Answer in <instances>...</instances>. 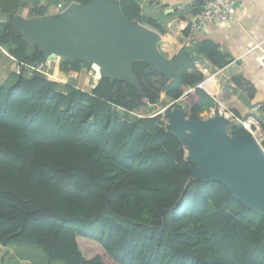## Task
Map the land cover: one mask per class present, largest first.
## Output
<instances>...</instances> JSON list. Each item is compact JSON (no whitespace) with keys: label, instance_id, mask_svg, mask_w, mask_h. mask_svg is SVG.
<instances>
[{"label":"trees","instance_id":"1","mask_svg":"<svg viewBox=\"0 0 264 264\" xmlns=\"http://www.w3.org/2000/svg\"><path fill=\"white\" fill-rule=\"evenodd\" d=\"M113 1L127 19L168 32L136 0ZM21 2L0 0V15L15 13ZM32 44L12 25L0 31V46L20 62L44 60ZM199 53L228 64L213 42H203ZM174 62L168 81L150 64L134 63L145 95L119 79L98 78L83 90L40 72L16 74L9 87L0 83V264L23 263L6 255L23 243L67 264H264V216L221 182L191 179L196 165L166 129L165 114L128 120L119 113L139 112L163 96L179 100L195 88L183 106L207 117L213 99L197 87L204 74L196 56L184 46ZM60 67L76 76L94 73L82 61ZM229 110L237 118L228 121L230 132L250 134L242 123L249 116ZM77 221L91 222L89 234L67 224Z\"/></svg>","mask_w":264,"mask_h":264},{"label":"water","instance_id":"2","mask_svg":"<svg viewBox=\"0 0 264 264\" xmlns=\"http://www.w3.org/2000/svg\"><path fill=\"white\" fill-rule=\"evenodd\" d=\"M161 5L159 9H162ZM194 12V7L168 8L158 24H167ZM150 16V12H148ZM12 25L33 41L44 58L89 64L100 79L126 81L145 95L134 72V63L146 62L166 81L176 73L174 59L159 48L161 33L122 15L113 0L85 3L67 1L57 17L26 18L11 13L0 20V31ZM166 129L188 150L196 165L191 179L219 181L247 208L264 216V148L252 134H232L225 117L218 113L197 119L176 105L166 107Z\"/></svg>","mask_w":264,"mask_h":264},{"label":"crops","instance_id":"3","mask_svg":"<svg viewBox=\"0 0 264 264\" xmlns=\"http://www.w3.org/2000/svg\"><path fill=\"white\" fill-rule=\"evenodd\" d=\"M136 1L144 14L150 12V16L159 19L164 17V10L168 8L192 6L195 12L199 0ZM59 4L63 3L58 2V8ZM161 5L163 8L159 9ZM40 7L45 8V14L41 15L40 12L34 14L33 11ZM59 10L60 12L51 10L47 0H22L20 8L14 14L26 18H51L57 17L64 9ZM158 13L159 18H156ZM193 13L162 24L168 32L161 34L160 50L174 59L184 46L188 47L197 58L196 69L204 74L203 81L197 87L202 88L213 99L210 112L213 110L216 114L223 107L233 108L241 115L249 116L246 122L252 121L250 125L253 130L264 137V0H245L235 19L223 24L209 23L199 30L196 36L188 24ZM7 18L8 15L0 16V20ZM186 29L190 31L188 35L183 33ZM203 42L216 44L218 50L228 60V64L219 67L205 55L200 54L199 47ZM4 49L9 52L6 47ZM0 54L8 57L2 51ZM77 80L74 79L72 82L76 83ZM194 89L179 100H172L168 107L176 106L174 103L184 102Z\"/></svg>","mask_w":264,"mask_h":264},{"label":"built area","instance_id":"4","mask_svg":"<svg viewBox=\"0 0 264 264\" xmlns=\"http://www.w3.org/2000/svg\"><path fill=\"white\" fill-rule=\"evenodd\" d=\"M148 1H153V0H148ZM244 1L245 0H199L198 1L199 8L197 9L196 12L193 13L192 18L189 20L188 23L191 32L193 33L194 36H196L198 31L201 30L203 27L207 26L209 23L223 24L235 19L237 11L240 9ZM66 7L67 4H59V8L61 9L65 10ZM0 50L4 52L8 57H10L13 61H15L16 64L15 72L17 73V75H21L25 71L30 75L33 74L34 72H40L49 79L58 81L63 84L70 83L73 84V86H75L76 88L77 85L69 82L68 80L71 78L81 79L83 75L82 73L80 76H76L74 74H69L64 72L60 67L62 59L59 57L50 56L44 58V60L40 61L39 63L27 64L17 60L9 52H7L4 49V47L0 46ZM92 76L94 78L92 87H94L96 85V80L99 78V76L95 71L94 73H92ZM144 102L148 103V99H145ZM219 113H221L227 121H232L237 119L234 113L227 108L223 107L222 109L219 110ZM242 123L245 126V128L250 132V134L254 135L259 141L258 139L259 133L253 130L251 125L248 126L246 121ZM261 140H264V138Z\"/></svg>","mask_w":264,"mask_h":264},{"label":"rangeland","instance_id":"5","mask_svg":"<svg viewBox=\"0 0 264 264\" xmlns=\"http://www.w3.org/2000/svg\"><path fill=\"white\" fill-rule=\"evenodd\" d=\"M50 6L51 10L54 11H58L60 12L59 8H58V0H47ZM2 16V15H0ZM148 27L155 29L149 25H147ZM157 30V29H155ZM158 31V30H157ZM28 38V37H27ZM29 39V38H28ZM34 43V42H32ZM35 45L32 44V47ZM159 48H162V46L159 43ZM16 64L14 61H12L9 57H4L0 54V83L4 84L5 86L9 87L11 86L14 81L16 80ZM93 76H92V72H83L82 78H78L77 82L74 83L75 85H77V88H81V89H85V90H90L91 87L93 86ZM74 79L71 78L68 81L73 83ZM67 81V80H66ZM170 104H172V99L163 96L162 99L160 100V102L157 103V105L152 106L151 104H147L143 107H141L139 110V112H125L123 110H119L120 115L128 120H134L137 117L140 116H153V115H157L160 113L164 114V110L166 107H168ZM178 106L182 107L185 109V107L183 106V102L181 101V103H177ZM219 111L216 112V114H218ZM215 113H213V110L207 115V117H205L204 119L207 118H211L213 116L216 115ZM166 122H168L167 118H166ZM264 137L259 133L258 135V139L259 141L262 143L264 140ZM263 146V144H261ZM264 148V147H263ZM68 226L70 227H76L77 230L83 234H89V228L91 226V222H86L84 223L83 221H77L76 223H71L68 222L67 223ZM102 234V230L101 229H96L94 232V236L100 238ZM92 235V234H91ZM7 257L9 258L8 260L12 261V258H10L11 256H13V259L15 258V255L18 256V258H21L24 260L23 263L19 262L16 263L14 262V260L11 263H6V264H67L65 261L62 260H55L50 262L47 254L44 252V250L34 244L31 243H23V244H17V245H13L6 253ZM2 254H0V258H1Z\"/></svg>","mask_w":264,"mask_h":264},{"label":"bare ground","instance_id":"6","mask_svg":"<svg viewBox=\"0 0 264 264\" xmlns=\"http://www.w3.org/2000/svg\"><path fill=\"white\" fill-rule=\"evenodd\" d=\"M247 125L250 126L249 123H247Z\"/></svg>","mask_w":264,"mask_h":264}]
</instances>
